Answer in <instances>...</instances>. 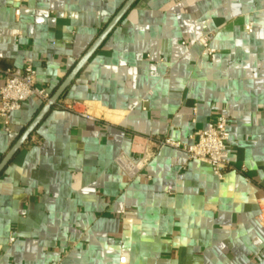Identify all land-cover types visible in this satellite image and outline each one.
I'll return each instance as SVG.
<instances>
[{
	"label": "crops",
	"instance_id": "crops-1",
	"mask_svg": "<svg viewBox=\"0 0 264 264\" xmlns=\"http://www.w3.org/2000/svg\"><path fill=\"white\" fill-rule=\"evenodd\" d=\"M125 1L0 0V86L30 64L51 97ZM43 106L23 103L9 132L0 119V160ZM223 114L221 179L157 146L190 143ZM119 157L144 168L128 178ZM123 253L126 264H264V0H136L1 172L0 264Z\"/></svg>",
	"mask_w": 264,
	"mask_h": 264
},
{
	"label": "built area",
	"instance_id": "built-area-1",
	"mask_svg": "<svg viewBox=\"0 0 264 264\" xmlns=\"http://www.w3.org/2000/svg\"><path fill=\"white\" fill-rule=\"evenodd\" d=\"M18 13V12H17ZM250 32V26L246 27ZM205 54L211 56L215 51L209 46L207 39L202 42ZM3 83L0 86V119L3 129L9 132V115L17 111L21 105L28 101H37L46 105L50 94L45 87H40L35 82V72L30 64L21 71L4 70L2 72ZM62 106V105H61ZM68 110H74L75 103L63 106ZM230 118L223 114L207 121L206 126L195 136L190 137V143L171 141L168 138L157 141L158 147H168L185 153L190 160H196L207 164L218 179L223 177L225 171L231 168L229 161V133L227 127ZM117 163L122 172L133 178L144 168L143 160L132 161L119 157ZM237 171L244 175L245 168L240 167ZM12 241V239H11ZM127 256L121 254L120 264H126Z\"/></svg>",
	"mask_w": 264,
	"mask_h": 264
},
{
	"label": "water",
	"instance_id": "water-1",
	"mask_svg": "<svg viewBox=\"0 0 264 264\" xmlns=\"http://www.w3.org/2000/svg\"><path fill=\"white\" fill-rule=\"evenodd\" d=\"M136 0H126L121 8L117 11L111 21L105 26V28L100 32L91 46L87 49L84 55L81 57L79 62L73 67V69L69 72V74L65 77V79L61 82L58 88L52 93L49 101L46 105L42 107V109L38 112L35 118L30 122L27 128L21 133V135L17 138L15 143L9 149V151L5 154V156L0 160V174L4 170V168L11 161L13 156L17 153L19 148L26 142L28 137L35 130L37 125L43 119V117L47 114L50 108L58 101V99L64 94L67 87L70 85L72 80L76 77L82 67L87 63V61L91 58V56L96 52L99 46L105 41V39L109 36L111 31L116 27L125 13L131 8Z\"/></svg>",
	"mask_w": 264,
	"mask_h": 264
}]
</instances>
